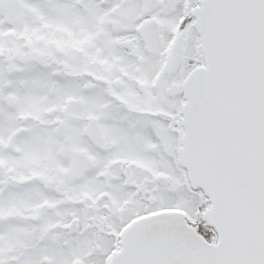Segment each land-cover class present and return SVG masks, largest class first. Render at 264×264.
<instances>
[{"label":"snow or ice","instance_id":"obj_1","mask_svg":"<svg viewBox=\"0 0 264 264\" xmlns=\"http://www.w3.org/2000/svg\"><path fill=\"white\" fill-rule=\"evenodd\" d=\"M0 264H264V0H0Z\"/></svg>","mask_w":264,"mask_h":264}]
</instances>
